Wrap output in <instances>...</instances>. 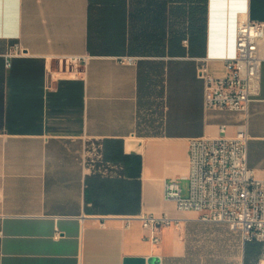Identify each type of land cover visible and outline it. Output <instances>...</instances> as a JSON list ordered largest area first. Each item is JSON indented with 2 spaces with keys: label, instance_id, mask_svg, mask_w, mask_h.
<instances>
[{
  "label": "crops",
  "instance_id": "obj_1",
  "mask_svg": "<svg viewBox=\"0 0 264 264\" xmlns=\"http://www.w3.org/2000/svg\"><path fill=\"white\" fill-rule=\"evenodd\" d=\"M245 18L264 22V0H0V264L187 259L202 221L165 198V183L187 187L191 138L236 134V112L205 108L197 66L207 57L224 76ZM60 56L87 63L67 78ZM248 132L264 180V62ZM94 148L120 169L95 172ZM142 214L180 225L154 244Z\"/></svg>",
  "mask_w": 264,
  "mask_h": 264
},
{
  "label": "built area",
  "instance_id": "obj_2",
  "mask_svg": "<svg viewBox=\"0 0 264 264\" xmlns=\"http://www.w3.org/2000/svg\"><path fill=\"white\" fill-rule=\"evenodd\" d=\"M20 54L22 49L16 45L6 55L7 61ZM57 60L58 70L67 78H76L87 63V58L80 56H60ZM198 61L197 76L204 83L205 108L236 112L241 123L234 136H228L227 127L223 125L218 137L191 138L186 192L182 178H172L165 183V198L179 211L198 213L202 222L226 225L232 233L240 236L243 245L257 243L264 247V180L258 178L248 164L249 107L261 89L264 22L249 18L239 20L236 53L225 58L224 76L213 75L207 57ZM94 149L88 164L95 172L112 176L120 169L105 161ZM92 152L96 158L91 157ZM139 219L147 238L154 244L161 242L164 228L180 225L179 220L168 216L142 214ZM62 237L64 233L56 229L53 238ZM257 264H264V252Z\"/></svg>",
  "mask_w": 264,
  "mask_h": 264
},
{
  "label": "rangeland",
  "instance_id": "obj_3",
  "mask_svg": "<svg viewBox=\"0 0 264 264\" xmlns=\"http://www.w3.org/2000/svg\"><path fill=\"white\" fill-rule=\"evenodd\" d=\"M158 130L160 131V129L153 127L144 129L145 132L151 133H157ZM91 157L96 158L94 152H92ZM187 245L189 248L187 259L172 264H241L244 260V247L240 236L232 233L223 224L201 222V225L195 231L188 233ZM262 253L260 251L259 257L255 261L254 257H251L250 261H247L248 264H256Z\"/></svg>",
  "mask_w": 264,
  "mask_h": 264
},
{
  "label": "water",
  "instance_id": "obj_4",
  "mask_svg": "<svg viewBox=\"0 0 264 264\" xmlns=\"http://www.w3.org/2000/svg\"><path fill=\"white\" fill-rule=\"evenodd\" d=\"M124 264H161V260L158 257H128L125 259Z\"/></svg>",
  "mask_w": 264,
  "mask_h": 264
},
{
  "label": "trees",
  "instance_id": "obj_5",
  "mask_svg": "<svg viewBox=\"0 0 264 264\" xmlns=\"http://www.w3.org/2000/svg\"><path fill=\"white\" fill-rule=\"evenodd\" d=\"M250 246L253 247L251 250V257H254V261H255V259H258V257H259L258 255H259L260 251L262 253V250H264V249H263V246L261 244H257V243H246L245 249H247V247H250ZM260 248H261V250H260ZM244 264H248L247 260H244Z\"/></svg>",
  "mask_w": 264,
  "mask_h": 264
}]
</instances>
